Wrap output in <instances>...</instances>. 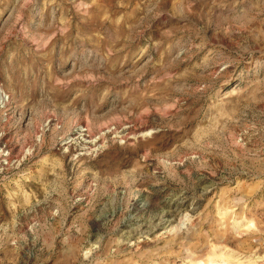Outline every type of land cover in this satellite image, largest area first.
Listing matches in <instances>:
<instances>
[{
  "label": "rangeland",
  "instance_id": "1",
  "mask_svg": "<svg viewBox=\"0 0 264 264\" xmlns=\"http://www.w3.org/2000/svg\"><path fill=\"white\" fill-rule=\"evenodd\" d=\"M0 264H264V0H0Z\"/></svg>",
  "mask_w": 264,
  "mask_h": 264
}]
</instances>
